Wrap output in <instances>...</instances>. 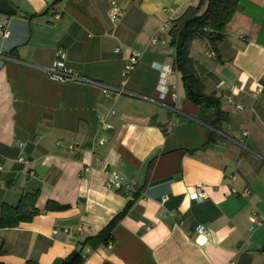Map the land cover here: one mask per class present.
I'll use <instances>...</instances> for the list:
<instances>
[{"label":"crops","instance_id":"obj_1","mask_svg":"<svg viewBox=\"0 0 264 264\" xmlns=\"http://www.w3.org/2000/svg\"><path fill=\"white\" fill-rule=\"evenodd\" d=\"M6 1L15 13H0V206L37 192L38 212L0 228V261L56 264L80 249L73 264H264V0H235L217 53L190 43L204 93L227 113L222 131L184 98L168 45L173 21L201 0ZM58 52L84 83L46 76ZM108 170L134 191L108 187ZM200 185L207 196L196 200ZM50 201L66 207L47 211Z\"/></svg>","mask_w":264,"mask_h":264},{"label":"trees","instance_id":"obj_2","mask_svg":"<svg viewBox=\"0 0 264 264\" xmlns=\"http://www.w3.org/2000/svg\"><path fill=\"white\" fill-rule=\"evenodd\" d=\"M199 3L198 7L189 8L180 18L173 21L168 29V45L175 48L174 66L181 75L184 98L198 106L197 117L203 124L222 131V122L226 121L227 113L221 109L220 99L217 96H206L202 82L193 71L192 61L188 56L190 43L198 39H205L212 51L217 53L219 42L224 38V27L235 13L236 2L235 0H201ZM210 136L208 143L212 140ZM36 196L37 192H26L18 198L15 205L1 204L0 228H8L34 217L38 212L35 206ZM64 207L66 206H60V204L51 201L45 206L47 211ZM118 217L114 220L116 221ZM106 239L107 237H104L103 242H106ZM260 251L264 253V243L261 244ZM83 258L80 249H77L71 251L66 258L56 264H73L81 262ZM0 264L7 263L0 261ZM24 264L36 263L34 260L28 259Z\"/></svg>","mask_w":264,"mask_h":264},{"label":"built area","instance_id":"obj_3","mask_svg":"<svg viewBox=\"0 0 264 264\" xmlns=\"http://www.w3.org/2000/svg\"><path fill=\"white\" fill-rule=\"evenodd\" d=\"M117 15H118V12H117L116 8H113L110 12V17H109L110 20H114L115 17H117ZM167 28H169L168 25L161 26L159 31H162V30L164 31V29H167ZM8 34H9V32L7 30L0 27V37H6ZM153 41H157V36H154ZM136 58H137L136 55H133L130 58H128V62L125 64L124 70L122 72L124 78L127 77L128 73L134 69L135 65L137 64ZM63 60H64V54L62 52H58L56 61L54 60V62H53L54 63L53 66L51 68H49L48 70H46V76L50 80L56 81V83L57 82H60V83L83 82L84 83L86 81V79L83 76H80L79 74H77V72L69 70V68L65 65V63H63ZM171 70H172V68L168 65L162 66L161 69L158 70L159 77H158L157 86H158V92H159L161 98H163L164 95L169 92V88H168V86H165V84H166V78L171 73ZM262 79H263L262 81H264V76ZM262 92H263V87L258 86L253 91V94H258V93H262ZM174 97H175V95L172 94V98H174ZM238 107H240V106H238ZM100 123H101V127L111 126L110 124L105 122L103 117L100 118ZM18 160H22V159L19 158ZM106 173H107L108 177H107V180L105 181V184H107L108 187L114 188V190L115 189L120 190V191L128 193V194L134 191V185L132 183L128 184L125 181L124 177L121 176L116 171L108 170V171H106ZM231 178H233V176H231ZM235 190L236 189L234 187L231 188L232 192H235ZM249 193H250L249 189L244 188V189H242L240 194L242 196H246ZM192 194L194 195L196 200L205 198L207 196V194H205V192H204L203 185L198 186L197 189H195L192 192ZM163 200H166V197H164ZM171 215H173V214L171 213ZM196 231H197L196 233L198 235L204 234V232H206V227L202 224H199L198 226H196Z\"/></svg>","mask_w":264,"mask_h":264},{"label":"water","instance_id":"obj_4","mask_svg":"<svg viewBox=\"0 0 264 264\" xmlns=\"http://www.w3.org/2000/svg\"><path fill=\"white\" fill-rule=\"evenodd\" d=\"M0 13L5 15H12L15 13V11L11 9L6 0H0Z\"/></svg>","mask_w":264,"mask_h":264}]
</instances>
